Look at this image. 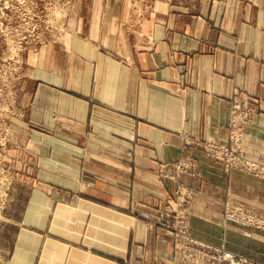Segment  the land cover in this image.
<instances>
[{"label":"crops","instance_id":"0c3cea01","mask_svg":"<svg viewBox=\"0 0 264 264\" xmlns=\"http://www.w3.org/2000/svg\"><path fill=\"white\" fill-rule=\"evenodd\" d=\"M94 15L30 78L36 141L53 148L41 153L43 174L81 193L56 203L45 264H168L173 237L161 222L175 183L165 174L185 157L199 166L183 180L192 234L264 264V232L245 236L223 215L234 202L264 216V180L223 172L179 135L224 142L232 101L254 98L245 153L264 163V0L162 3L129 26L115 6Z\"/></svg>","mask_w":264,"mask_h":264},{"label":"rangeland","instance_id":"374dc122","mask_svg":"<svg viewBox=\"0 0 264 264\" xmlns=\"http://www.w3.org/2000/svg\"><path fill=\"white\" fill-rule=\"evenodd\" d=\"M196 2L0 0V264H45L54 236V231H49L47 226L52 228L57 222L54 219L59 210L56 203L63 199L76 200L81 195L73 189L64 190L61 176L43 174L45 160L40 157L53 148H47L40 139L36 141L37 128L29 118L30 78L36 64L42 66L47 53L60 52L72 29L95 22L94 14L100 9L115 6L127 10L129 26L149 19L159 4L195 8ZM258 110V100L236 99L230 107L224 142L193 138L181 131L183 146L200 148L227 174L240 171L264 180V163L245 153V139ZM171 168L172 173L165 174L175 183L171 211L169 218L161 222L173 237L168 264L206 260L217 264H263L223 244H212L192 234L193 194L183 180L185 176L198 177L199 166L192 157H185L176 160ZM223 215L227 224L240 228L245 236L253 231L264 232V216L255 210L227 202Z\"/></svg>","mask_w":264,"mask_h":264},{"label":"built area","instance_id":"2783aa9c","mask_svg":"<svg viewBox=\"0 0 264 264\" xmlns=\"http://www.w3.org/2000/svg\"><path fill=\"white\" fill-rule=\"evenodd\" d=\"M229 257H231V256H229Z\"/></svg>","mask_w":264,"mask_h":264}]
</instances>
